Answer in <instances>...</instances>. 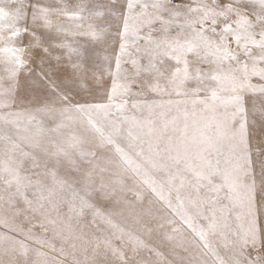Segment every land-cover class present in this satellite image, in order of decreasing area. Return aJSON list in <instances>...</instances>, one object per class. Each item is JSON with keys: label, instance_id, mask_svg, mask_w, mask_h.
<instances>
[{"label": "snow or ice", "instance_id": "6c2138e0", "mask_svg": "<svg viewBox=\"0 0 264 264\" xmlns=\"http://www.w3.org/2000/svg\"><path fill=\"white\" fill-rule=\"evenodd\" d=\"M0 264H264V0H0Z\"/></svg>", "mask_w": 264, "mask_h": 264}]
</instances>
